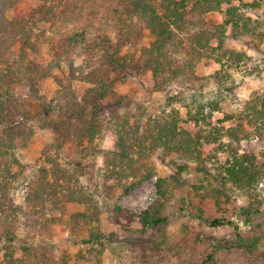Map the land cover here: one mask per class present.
<instances>
[{"label":"trees","instance_id":"obj_1","mask_svg":"<svg viewBox=\"0 0 264 264\" xmlns=\"http://www.w3.org/2000/svg\"><path fill=\"white\" fill-rule=\"evenodd\" d=\"M39 2L27 17L9 20L5 14L13 7L15 0H0V241L4 242L6 252L3 261L6 264H59L53 246L42 237L35 241L36 235H33L39 226H42L41 229L45 227L38 214L44 212L50 203L57 207L74 200L87 202L85 212L77 213L74 217L79 226L91 227L92 236L96 238L94 240L101 242L102 238V234H98L93 226L98 218V206L92 200V194L87 192L86 195L85 189L77 186V179H74L73 184V175L68 174V170L57 160V155L47 149L43 153L49 167L42 168L38 178H33L26 194L30 211L23 213L27 216L24 224L28 228V238L22 240L17 234L18 213L24 208L14 205L8 192L12 180L20 176L13 171L15 163H20L15 152L20 144L26 145L30 139H34L33 127L28 125L30 119L38 121L43 115L63 114L60 120L49 119L40 124L51 129L57 137L65 135L73 138L87 152L103 157L100 172L104 179V189L114 190L115 185L110 184L114 179L118 184H123L118 187L122 186L124 192L157 173L152 162L156 152L162 153L164 157L176 155L196 162L199 172L209 178L211 174L206 164L208 156L205 157L204 146L220 143V147H223L221 140L224 137L237 141L251 133L249 128L260 135L264 128V95L256 94L245 102L235 125L213 126L212 130L206 132L199 127L197 115L192 118L198 126L196 130L182 124V121L188 123L192 120H184L179 110L172 107L180 101V97L179 93L173 94L170 90L174 83H181L187 85L185 89L191 88L195 92L196 86L204 80L196 72L198 62L204 57H210L220 64L240 63L246 59V53L227 49L225 38L227 29L231 28L235 38L263 39L260 20L247 14V7L253 3L245 0ZM100 4L104 9L102 16L85 14L87 6ZM212 12L222 13L223 23L208 21L206 16ZM41 22L50 23L51 29L64 38V41L52 40V48L57 55L47 65L38 64L28 57L29 49L37 50L33 39L35 28ZM61 28L63 30L60 32ZM142 30L153 37L151 43L142 48L137 58L122 56L121 48L128 43L127 40H134L142 34ZM110 34L116 36V44H113ZM92 38L107 39L109 42L108 50L99 58L96 57V51L100 50L89 44ZM15 44H20L17 52L13 49ZM82 48L90 53V58L78 64L75 56ZM128 68L138 73L151 72L154 90L169 91L167 102L172 110L146 118L142 110L137 113L122 111L131 103L128 96L116 91L118 78H112L111 73ZM48 77L60 86L58 96L44 100L40 112H32L14 90L24 87L29 94L36 95L40 83ZM74 80L91 84L81 97L74 89ZM108 140H111L112 147L106 146ZM53 147L54 144L49 146L50 149ZM229 153L227 160L215 168V177L217 181H223L219 183L223 188L214 185L212 191L216 197L220 196V191L228 188L231 181L249 191L250 197H258L256 203L261 206L264 198L261 196L260 199L262 194L257 191L264 179V162L261 164L255 155L240 153L238 150H229ZM164 157L160 156L163 163ZM168 165L174 171L170 176L158 179L155 206L140 213L125 210L118 205H114V210L125 214L131 224L139 221L142 230L162 224L165 217L161 209L170 201L172 186L182 181V172L187 168V165L178 164L172 158ZM49 173L53 181L49 179ZM128 182L131 183L127 186ZM256 203L252 202L249 208L243 209L247 212H260V206L252 208ZM212 223L221 225L222 221L217 219ZM229 223L232 224L231 221ZM14 244L21 249L20 257H15ZM62 263L65 264L64 261Z\"/></svg>","mask_w":264,"mask_h":264},{"label":"rangeland","instance_id":"obj_2","mask_svg":"<svg viewBox=\"0 0 264 264\" xmlns=\"http://www.w3.org/2000/svg\"><path fill=\"white\" fill-rule=\"evenodd\" d=\"M245 2L253 3L247 7V14L260 20V31L264 34V0ZM39 3V0H15L13 7L9 8L5 15L9 20H20L27 17ZM100 6L101 4L87 6L88 8L84 9L85 14L102 16L104 9ZM206 19L221 24L224 17L220 12H212ZM51 28L48 22L39 23L33 39L37 50H28L29 59L41 65L55 60L57 52L52 48V40L64 41V38ZM62 30L61 28L60 32ZM110 38L113 44H116V36L110 34ZM152 40L153 37L142 30L140 36L131 41L127 40L128 43L121 48V55L137 58L141 55L142 48ZM89 44L100 50L96 51L97 58L103 56L109 48L107 39L92 38ZM225 45L229 50L246 53V59L240 63L220 64L210 57H204L196 67L197 74L204 80L196 86L195 92L191 88L185 89L187 85L181 83H174L170 88L171 93L177 92L180 97V101L172 107L179 110L184 120H192L197 115L199 127L206 132L212 130L213 126L235 125L245 102L256 94L264 95V36L263 39L235 38L231 34V28H228ZM19 48L20 44L13 46L15 52ZM79 51L75 56L78 64L85 58H90L86 49ZM111 77L118 78L116 91L128 96L131 103L122 111L137 113L142 110L146 118L172 110L167 102L169 91L154 90L151 72L138 73L128 68L112 72ZM90 85L78 80L73 81L79 97ZM59 89L58 83L48 77L40 83L39 93L36 95L29 94L28 89L24 87L16 88L14 93L26 103L29 110L36 113L41 111L44 100L57 98ZM188 111H191V115ZM62 117L63 114L52 113L49 116H41L38 121L30 119L28 125L33 127L34 139H30L26 145L20 144L15 152L20 163H15L13 171L20 176L12 180L8 193L14 205L24 208L18 213L17 234L22 240L28 238V228L24 224L27 216L23 213L30 211L26 203L28 185L33 178H38L42 168L49 167L43 153L47 149L57 155L61 166L68 170V174L73 175L72 183L77 179V186L85 189L86 195L87 192L92 194V200L98 206V218L93 226L98 234H102L101 242H97L92 236L91 227L79 226L74 217L77 213L85 212L87 202L74 200L61 203L57 207L50 203L44 212L38 214L45 227L41 229L42 226H39L33 235H36L35 241L42 237L53 246L59 264H63V261L65 264H264V203L257 205L258 197H250L249 191L239 188L230 180L228 188L220 191V196L216 197V193L212 191L214 185L216 188H223L222 184H219L223 181L219 182L215 177V168L227 160L229 150L253 154L258 162L263 164L264 128L262 135L249 128L251 133L237 141L224 137L221 140L223 147H220V143L204 146L205 157L208 156L206 164L211 174L209 178L199 172L196 162L176 155L164 157L162 153L156 152L152 162L157 168V173L124 192L122 186L118 187L123 184H118L114 179L110 184L116 188L112 191L104 189V179L100 172L103 157L87 152L85 147L79 146L73 138L65 135L57 137L51 129L40 124L49 119L60 120ZM106 119L109 117L106 116ZM183 122L182 124H187L191 130L198 128L194 119L188 123ZM52 144L54 147L50 149ZM106 146L112 147L111 140L107 141ZM160 156L165 158V163L160 160ZM171 158L178 164L187 165L182 172V181L172 186L170 201L161 209L165 221L155 228L142 230L139 221L131 224L125 214L114 210V205L136 213L155 206L154 203L158 199V179L168 177L174 171L173 167L168 165ZM49 179L54 180L50 173ZM130 183H126L127 186ZM257 192L262 194L260 199L261 196L264 198V179L258 185ZM252 202L256 203L252 208L260 206V212H247L243 209L249 208ZM217 219L222 221L221 225L212 223ZM13 250L15 257L21 256L18 245L14 244ZM5 252L4 242L0 241V264H6L3 261Z\"/></svg>","mask_w":264,"mask_h":264}]
</instances>
